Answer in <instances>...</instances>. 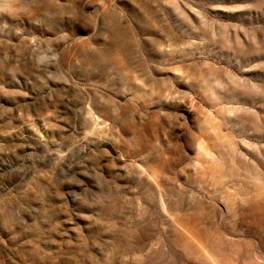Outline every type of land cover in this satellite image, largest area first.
<instances>
[{
	"label": "rangeland",
	"instance_id": "obj_1",
	"mask_svg": "<svg viewBox=\"0 0 264 264\" xmlns=\"http://www.w3.org/2000/svg\"><path fill=\"white\" fill-rule=\"evenodd\" d=\"M0 264H264V0H0Z\"/></svg>",
	"mask_w": 264,
	"mask_h": 264
}]
</instances>
